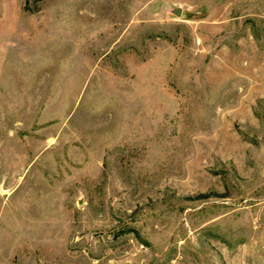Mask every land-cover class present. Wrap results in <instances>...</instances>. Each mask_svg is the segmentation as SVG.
<instances>
[{
    "label": "rangeland",
    "instance_id": "374dc122",
    "mask_svg": "<svg viewBox=\"0 0 264 264\" xmlns=\"http://www.w3.org/2000/svg\"><path fill=\"white\" fill-rule=\"evenodd\" d=\"M0 264H264V0H0Z\"/></svg>",
    "mask_w": 264,
    "mask_h": 264
},
{
    "label": "water",
    "instance_id": "95a60500",
    "mask_svg": "<svg viewBox=\"0 0 264 264\" xmlns=\"http://www.w3.org/2000/svg\"><path fill=\"white\" fill-rule=\"evenodd\" d=\"M180 12H181V11H180V8H177V9H176V13H177V14H180Z\"/></svg>",
    "mask_w": 264,
    "mask_h": 264
}]
</instances>
